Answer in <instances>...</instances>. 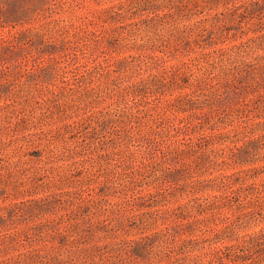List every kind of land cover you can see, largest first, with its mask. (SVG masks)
Listing matches in <instances>:
<instances>
[{
    "label": "rangeland",
    "instance_id": "rangeland-1",
    "mask_svg": "<svg viewBox=\"0 0 264 264\" xmlns=\"http://www.w3.org/2000/svg\"><path fill=\"white\" fill-rule=\"evenodd\" d=\"M0 264H264V0H0Z\"/></svg>",
    "mask_w": 264,
    "mask_h": 264
}]
</instances>
